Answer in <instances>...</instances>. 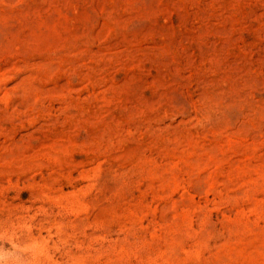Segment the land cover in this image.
Returning <instances> with one entry per match:
<instances>
[{"label":"rangeland","instance_id":"374dc122","mask_svg":"<svg viewBox=\"0 0 264 264\" xmlns=\"http://www.w3.org/2000/svg\"><path fill=\"white\" fill-rule=\"evenodd\" d=\"M0 264H264V0H0Z\"/></svg>","mask_w":264,"mask_h":264}]
</instances>
